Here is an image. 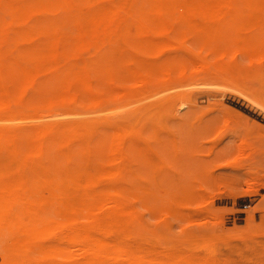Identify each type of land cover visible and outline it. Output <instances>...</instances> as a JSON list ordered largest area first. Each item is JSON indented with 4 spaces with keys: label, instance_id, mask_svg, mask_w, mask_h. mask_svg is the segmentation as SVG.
Returning <instances> with one entry per match:
<instances>
[{
    "label": "rangeland",
    "instance_id": "374dc122",
    "mask_svg": "<svg viewBox=\"0 0 264 264\" xmlns=\"http://www.w3.org/2000/svg\"><path fill=\"white\" fill-rule=\"evenodd\" d=\"M137 14L130 23L156 21ZM39 15L62 18L57 12ZM256 17L239 13L210 32L169 20L174 31L157 37L146 52L135 33L123 42L112 34L113 42L77 52L65 45L60 64L92 68L90 89L63 90L74 100L58 99L62 86L52 74L32 86L6 70L4 77L13 82L8 88L24 96L12 116L0 109V136L44 148L35 171L16 173L26 179L32 200L61 209L46 191L45 176L55 182L81 171L104 173L98 189L129 210L110 240L127 249L197 256L213 251L221 264H264V14ZM65 28L74 30L70 23ZM43 46L41 38L10 36L0 55L11 67L35 61ZM137 59L148 68L136 66ZM3 170L0 164V177ZM72 216L79 224L90 222L80 211ZM0 233L2 261L11 255L13 236ZM45 261L63 263L58 257Z\"/></svg>",
    "mask_w": 264,
    "mask_h": 264
},
{
    "label": "bare ground",
    "instance_id": "6f19581e",
    "mask_svg": "<svg viewBox=\"0 0 264 264\" xmlns=\"http://www.w3.org/2000/svg\"><path fill=\"white\" fill-rule=\"evenodd\" d=\"M247 11L255 17L261 16L264 14V0H0V48L10 36L44 39V52L41 51L33 62L18 60L15 65L7 67L0 55V109L4 108L12 116L13 107L21 104L24 96L21 94L17 98L8 88L13 82L4 77V72L9 69L21 78V84L32 86L42 76L52 74L62 86L58 99L74 100L72 95L63 91L66 89L78 86L85 91L90 89L92 68L89 64L59 63L64 46L70 43L77 52L99 43L113 42L109 41L112 34L115 41L123 42L135 33L141 38L140 51L146 52L159 42L157 37L166 38L174 31L167 24L169 20H183L192 23L195 30L210 32L217 22ZM2 12L9 13L10 18L6 19ZM45 12L60 13L62 18L39 17ZM135 13L156 21L130 23L131 19H128ZM69 23L74 27L73 32L65 30ZM246 44L250 49L257 48L249 38ZM133 62L141 69L148 68V64L140 59ZM91 100L97 101L94 97ZM49 115L58 117L64 114L53 112ZM43 149L41 143L18 145L11 138L7 140L0 136V164L4 166L0 177V232L6 230V236H13L9 244L11 255L0 260V264H221L213 251L208 256H197L186 252H161L151 247L127 249L125 243L110 240L109 233L113 228L122 227L123 217L129 210L126 211L121 199H114L107 191L98 189L100 176L104 173L90 175L81 171L69 180L55 182L45 176L46 191L52 199L62 203V208L48 209L33 201L27 192L26 179L16 173L17 170L35 171ZM41 168L45 170L43 166ZM104 207V215L98 218L97 211ZM76 211L84 213L90 222L79 224L72 216ZM31 253H36L38 258H33ZM50 257H58L63 263L46 262L45 259Z\"/></svg>",
    "mask_w": 264,
    "mask_h": 264
}]
</instances>
